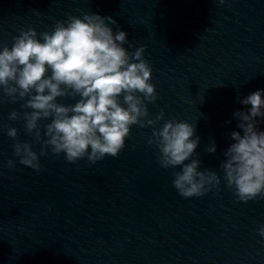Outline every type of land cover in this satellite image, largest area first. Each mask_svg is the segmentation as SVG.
Masks as SVG:
<instances>
[{"label":"clouds","instance_id":"clouds-1","mask_svg":"<svg viewBox=\"0 0 264 264\" xmlns=\"http://www.w3.org/2000/svg\"><path fill=\"white\" fill-rule=\"evenodd\" d=\"M125 44L134 47L115 19L85 12L57 21L51 32L21 30L10 48L0 46V92L10 103L22 102L25 109L22 114L11 111L9 120L22 119L25 132L40 144L38 153L32 143L18 139L17 128L5 125L18 163L39 172L40 158L49 152L64 154L69 163L86 158L95 164L106 156L117 157L136 125L152 128L147 143L158 149L161 168H180L172 172L180 196L202 197L218 189L220 175L199 170L200 159H192L200 143L194 125L170 119L157 127L164 120V109L149 118L147 105L159 99L150 83L152 67L144 59L145 46L129 52ZM262 93L264 89L241 100L251 106L248 111L233 113L243 135L230 133L234 142L220 164L226 186L245 203L258 196L264 199V131L257 129L256 120L264 118ZM63 99L76 102L65 104ZM41 121L49 122L41 125ZM207 151L216 152L215 142ZM15 166L16 161H6L9 169ZM258 234L264 238V226Z\"/></svg>","mask_w":264,"mask_h":264}]
</instances>
